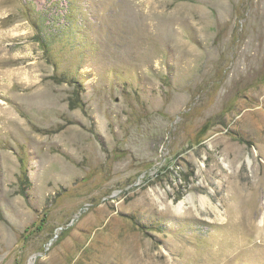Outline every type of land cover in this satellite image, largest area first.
Returning <instances> with one entry per match:
<instances>
[{
    "label": "rangeland",
    "instance_id": "374dc122",
    "mask_svg": "<svg viewBox=\"0 0 264 264\" xmlns=\"http://www.w3.org/2000/svg\"><path fill=\"white\" fill-rule=\"evenodd\" d=\"M0 102V264H264V0H0Z\"/></svg>",
    "mask_w": 264,
    "mask_h": 264
},
{
    "label": "bare ground",
    "instance_id": "6f19581e",
    "mask_svg": "<svg viewBox=\"0 0 264 264\" xmlns=\"http://www.w3.org/2000/svg\"><path fill=\"white\" fill-rule=\"evenodd\" d=\"M23 73H24V72H19L18 75H19V76H22ZM23 75H24V74H23ZM0 103H1V102H0ZM200 200H201V201H200L201 204H204V202H206V199H205L204 197H200Z\"/></svg>",
    "mask_w": 264,
    "mask_h": 264
}]
</instances>
